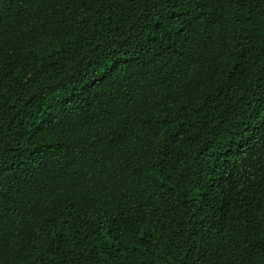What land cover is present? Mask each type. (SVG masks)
Listing matches in <instances>:
<instances>
[{"label": "trees", "instance_id": "1", "mask_svg": "<svg viewBox=\"0 0 264 264\" xmlns=\"http://www.w3.org/2000/svg\"><path fill=\"white\" fill-rule=\"evenodd\" d=\"M0 264H264V0H0Z\"/></svg>", "mask_w": 264, "mask_h": 264}]
</instances>
